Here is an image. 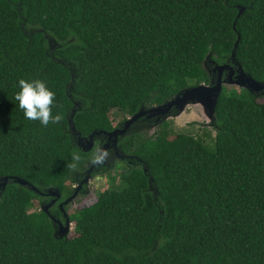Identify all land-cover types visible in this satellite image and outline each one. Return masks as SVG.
I'll list each match as a JSON object with an SVG mask.
<instances>
[{
    "label": "trees",
    "instance_id": "1",
    "mask_svg": "<svg viewBox=\"0 0 264 264\" xmlns=\"http://www.w3.org/2000/svg\"><path fill=\"white\" fill-rule=\"evenodd\" d=\"M209 59L264 83V0H0V178L67 195L92 158L73 132H112L209 85ZM20 79L45 82L64 120L26 119ZM142 120L100 173L119 171L117 187L69 216L72 237H54L44 195L0 190V264H264V103L222 86L209 141L166 122L144 135Z\"/></svg>",
    "mask_w": 264,
    "mask_h": 264
},
{
    "label": "water",
    "instance_id": "2",
    "mask_svg": "<svg viewBox=\"0 0 264 264\" xmlns=\"http://www.w3.org/2000/svg\"><path fill=\"white\" fill-rule=\"evenodd\" d=\"M243 11V9L239 10V14ZM234 56L232 55V59ZM215 70L217 71V77L216 82L213 84V81H210L209 85L201 84L196 87H191L188 89L183 90L179 94H177L175 97H173L170 101L164 103L163 105L156 106L149 108L147 110L140 109L138 113L134 114L133 116L129 117L124 123L123 127L121 129H116L112 132H104V131H95L93 132L88 138L82 139L80 138V142H84L86 145L84 146L80 145L83 148V151L88 152L92 145H93V139L95 136H99L100 134H106L108 138L114 137V140H109L105 144V148L107 149L109 147V144L111 143V146L113 148H116V139L118 136L122 137L126 134L127 130L132 126L135 122H137L139 119L144 118V120L149 121L152 118H159L162 116H167L169 113L176 109L180 113L185 110V108L188 105H199L201 108L204 109V114L209 116V120L213 122L214 120V113H215V107L217 104L218 96L221 92L222 86L224 85H237L239 87H242V89H245L249 91L252 94H264V83L263 82H257L253 80L248 74L244 73L241 66L235 62V60H232L231 64L226 63L225 65H215ZM214 70V71H215ZM225 72V77L224 73ZM209 73V72H208ZM222 76L225 78H222ZM155 123L157 124V121L155 120ZM154 125H149L148 129H152ZM152 135V134H149ZM123 157L119 155L118 151L116 150L115 154L113 156H109V159L106 161L105 164L107 165L109 161H113L116 159H122ZM95 166H91L89 171L87 172V177L84 180L85 184H88L89 178H90V172ZM12 180V181H10ZM16 183L23 187H28L32 191L36 192L40 195L45 196H52L54 197V200H58L61 196L60 192L56 189H48L46 194L40 193L34 186H32L27 181L18 178V177H2L0 178V190L3 191V189L6 187V185L11 183ZM75 196H72L71 199H73ZM69 199H67L64 203H67ZM41 209L47 213V206H44V204L41 206ZM70 227V221L69 219L66 220L65 225L60 228V231L58 232L55 230L54 237L63 238L66 237L68 229Z\"/></svg>",
    "mask_w": 264,
    "mask_h": 264
},
{
    "label": "rangeland",
    "instance_id": "3",
    "mask_svg": "<svg viewBox=\"0 0 264 264\" xmlns=\"http://www.w3.org/2000/svg\"><path fill=\"white\" fill-rule=\"evenodd\" d=\"M205 67L207 68L209 74L211 75V79L213 81V84H215L216 82V77H217V71L215 70V64L214 62L209 59L208 61L206 60L204 62ZM215 70V71H214ZM224 77H225V73ZM222 76V78H224ZM226 78V77H225ZM224 78V79H225ZM224 87H226L227 89L230 88H234L236 91H239L240 89H242V87H239L237 85L233 86V85H224ZM256 96V95H255ZM257 100L260 103H264V94L262 95H257ZM115 111L116 114V120H121L124 116H122L120 113L116 112V110H113V112ZM155 120L157 121V124L155 123ZM149 122L152 123V125L155 124V126L152 129H149L148 133L143 132L142 133L144 135L147 134H155L156 131L158 130V127H160L163 123H167L170 127V129L174 132V133H186V134H190L192 136H200L205 138L206 140L209 141L210 139H212L215 135V132L213 130V122L209 120V116L204 114V109L201 108V106L199 105H188L185 110L183 112H179L176 109H173L169 115L167 116H162L159 118H152L149 120ZM151 125V124H150ZM169 138H173V136H169ZM116 160H113L112 162L109 161L106 166V169H102L103 172L105 170L110 169L111 168V164L113 162H115ZM110 173L105 174L104 176L100 175L99 177L91 180V182L88 183L89 185V189L91 192H89L88 194H86L85 196H83L81 199L75 198L73 201V204L69 205V210L73 211L75 209L84 207V206H88L92 203L95 202L96 196L98 193L103 192L107 189L110 188H116L117 187V181H114V185H112V183H108V179L110 178V176L114 175L115 177L117 176V174L119 173V171H113L110 170ZM82 200V201H81ZM34 209V208H33ZM31 209V211L33 210ZM73 225L71 227V232L69 237H72L73 235V231H72Z\"/></svg>",
    "mask_w": 264,
    "mask_h": 264
},
{
    "label": "clouds",
    "instance_id": "4",
    "mask_svg": "<svg viewBox=\"0 0 264 264\" xmlns=\"http://www.w3.org/2000/svg\"><path fill=\"white\" fill-rule=\"evenodd\" d=\"M19 90L15 94V100L18 102L19 109L28 120L39 121L44 127L49 124H59L64 120L61 113L53 115V106L56 99L55 93L51 91L45 82L34 79H20L18 81ZM91 165L102 166L109 159L110 152L104 147L103 141H94L92 147ZM73 160L79 162L80 156L74 155ZM75 168V163L67 165Z\"/></svg>",
    "mask_w": 264,
    "mask_h": 264
},
{
    "label": "flooded vegetation",
    "instance_id": "5",
    "mask_svg": "<svg viewBox=\"0 0 264 264\" xmlns=\"http://www.w3.org/2000/svg\"><path fill=\"white\" fill-rule=\"evenodd\" d=\"M254 95H257V94H254ZM140 120L141 119H139L137 122H135L133 126H130V128H132V129L133 128L135 129V127L138 128V124H139V121ZM143 120H144V118H143ZM144 121H146V120H144ZM122 127H123V122H122L121 125H119V128L120 129ZM130 128L127 130L126 133H128V131L130 130ZM73 134L74 135L75 134L77 135V137H76V143H77V145L78 146L82 145V143H84V142H80L79 141V139L82 138V137H80L76 132H73ZM119 137L120 136H118L117 139H116V148H113L111 146V143L109 144V147L107 148L109 150L111 156H113L115 154L116 150L118 151L119 155L121 154L120 150H118V148H117V142L119 140ZM97 140L103 141L104 142V146H105V144L109 140H111V142H112V140H114V137H111L109 139L106 134H103L102 133L99 136H95L94 137L93 143H94V141H97ZM83 145L85 146L86 144L84 143ZM92 147H93V145H92ZM92 147H91V149H92ZM90 161H91V159L88 160V161H86L85 164H84V166L80 169L81 171H79V172L77 171L75 173V176L73 178V182H69L68 183V186L70 188V191H69V193L67 195L62 196V194H61V196H60V198L58 200H54V197H52V196H45L44 195V197H42L43 200H42L40 206H42V203L44 204V206H47V212H50V211L52 212V210H54V208H56L58 210V212L60 213V215H61V217H57L53 213L52 214H49L50 215V219H51V221L54 224V228L58 232L60 231V228L65 225V222H66L67 219H69V216L76 210L75 209L73 211H70L69 210V205L70 204H73V201H74L75 198L81 199L83 196H85L86 194H88L89 192H91L90 189H89V185L84 183V180L87 177V172L89 171L90 167L92 166L91 163H90ZM101 170H102V168H100L99 166H95L92 169V171L90 172V178H89L88 183L91 182V180L99 177L100 176V173L101 174H104V172H102ZM72 196H75V197L73 199H71ZM67 199H69L68 202L67 203H64ZM69 221H70V227L68 229V232H67V235L66 236H69L70 235L71 227L73 225V222L70 219H69ZM72 231H73V228H72Z\"/></svg>",
    "mask_w": 264,
    "mask_h": 264
}]
</instances>
